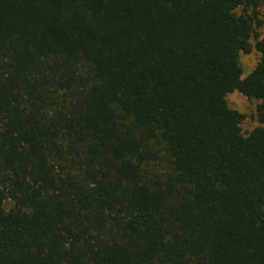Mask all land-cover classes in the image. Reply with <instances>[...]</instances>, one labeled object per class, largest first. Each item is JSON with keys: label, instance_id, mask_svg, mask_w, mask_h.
<instances>
[{"label": "trees", "instance_id": "1", "mask_svg": "<svg viewBox=\"0 0 264 264\" xmlns=\"http://www.w3.org/2000/svg\"><path fill=\"white\" fill-rule=\"evenodd\" d=\"M262 6L0 0V264H264Z\"/></svg>", "mask_w": 264, "mask_h": 264}, {"label": "rangeland", "instance_id": "2", "mask_svg": "<svg viewBox=\"0 0 264 264\" xmlns=\"http://www.w3.org/2000/svg\"><path fill=\"white\" fill-rule=\"evenodd\" d=\"M240 10V14H242ZM260 17H264V6L259 9ZM252 15V13H250ZM263 36L264 32L259 31ZM260 60V55L257 52H253L249 55L241 56V64L244 71V77L250 75L257 67ZM227 103L230 109L237 111L245 116V120L242 123L241 129L244 135L251 134L258 127L262 125L258 121V106L260 102L255 100H249L239 93H233L227 96Z\"/></svg>", "mask_w": 264, "mask_h": 264}]
</instances>
